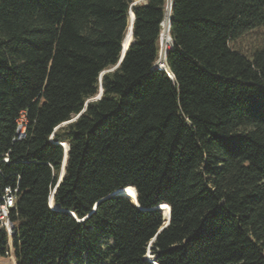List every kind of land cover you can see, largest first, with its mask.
Returning a JSON list of instances; mask_svg holds the SVG:
<instances>
[{
  "label": "trees",
  "instance_id": "1",
  "mask_svg": "<svg viewBox=\"0 0 264 264\" xmlns=\"http://www.w3.org/2000/svg\"><path fill=\"white\" fill-rule=\"evenodd\" d=\"M137 1L0 0V257L264 264V0Z\"/></svg>",
  "mask_w": 264,
  "mask_h": 264
},
{
  "label": "rangeland",
  "instance_id": "2",
  "mask_svg": "<svg viewBox=\"0 0 264 264\" xmlns=\"http://www.w3.org/2000/svg\"><path fill=\"white\" fill-rule=\"evenodd\" d=\"M143 1V0H142ZM138 3L141 2L140 0L137 1ZM164 28L161 27V31H165ZM166 33V31H165ZM166 38V39H165ZM164 38V43L159 41V55H158V60L156 63H163L164 58L162 57V53H164L166 50H170L171 47V40H168L167 37ZM264 40V30H258L249 34H246L245 36L240 39L239 43L242 46L243 49L245 50H251L254 47H257L262 41ZM165 46V47H163ZM161 47V48H160ZM164 51V52H163ZM161 53V54H160ZM165 68V65H164ZM62 173V168L60 175ZM164 216V214H163ZM11 247V246H10ZM0 264H15L13 252L10 248L9 254L6 255L5 257H0Z\"/></svg>",
  "mask_w": 264,
  "mask_h": 264
},
{
  "label": "built area",
  "instance_id": "3",
  "mask_svg": "<svg viewBox=\"0 0 264 264\" xmlns=\"http://www.w3.org/2000/svg\"><path fill=\"white\" fill-rule=\"evenodd\" d=\"M166 51L163 53V58L165 59ZM164 61V60H163ZM154 68L158 70H164V64L163 63H156L154 65ZM17 135L19 137L24 136V131H25V118L24 115L22 114L20 116V119L17 122ZM14 195L13 193L9 190H5V195L2 197L0 201V225L5 228L7 232H9V214L10 210L13 209L14 207Z\"/></svg>",
  "mask_w": 264,
  "mask_h": 264
},
{
  "label": "bare ground",
  "instance_id": "4",
  "mask_svg": "<svg viewBox=\"0 0 264 264\" xmlns=\"http://www.w3.org/2000/svg\"><path fill=\"white\" fill-rule=\"evenodd\" d=\"M169 11L166 13V15H165V18H164V20H163V22L161 23V27L162 28H164L165 27V31H166V33H165V31H160V41L162 42V43H164V38L165 37H167V39L168 40H170V37H169V19H168V17H169ZM131 23H132V15L130 14L129 15V18H128V29H127V33H126V35H125V38H124V43L125 44H128V43H130L131 42V35H130V29H131ZM166 39V38H165ZM163 47H165V46H163ZM161 48V47H160ZM160 52V51H159ZM164 52V51H163ZM161 54V53H160ZM162 55H163V53H162ZM163 57V56H162ZM165 60V59H164ZM159 63V62H158ZM63 146L64 147H66V145L65 144H63ZM62 174V173H61ZM114 195H120V196H124V197H126V198H128L129 200H131V201H134V198H135V190H134V188L133 187H126L125 189H121V190H119V191H116L115 193H114ZM49 206H51V209H55L56 207H55V205L53 204V203H50V205ZM159 209H163V211L165 212V215H167V211H168V206L167 205H161L160 207H158Z\"/></svg>",
  "mask_w": 264,
  "mask_h": 264
},
{
  "label": "water",
  "instance_id": "5",
  "mask_svg": "<svg viewBox=\"0 0 264 264\" xmlns=\"http://www.w3.org/2000/svg\"><path fill=\"white\" fill-rule=\"evenodd\" d=\"M140 1H142V0H140ZM138 3V2H137ZM170 9V2L168 3V10ZM130 14L132 15V23H131V29H130V35H131V41H132V25H133V21H134V15H133V13H131L130 12ZM169 15V14H168ZM168 19H169V17H168ZM171 40V39H170ZM131 43V42H130ZM130 43H128V44H125L124 43V40H123V43H122V51H121V55H120V59H119V62H118V65H119V63L122 61V59H123V57H124V54H125V52H126V50L128 49V47H129V45H130ZM117 67V66H116ZM115 67V68H116ZM115 68H113V69H111V70H109V71H106V72H110V71H112V70H114ZM165 68H166V66H165ZM165 70V69H164ZM101 93H102V90L100 89V91H99V93H98V95L94 98V99H91V100H89V101H93V100H98L100 97H101ZM88 101V102H89ZM87 102V103H88ZM78 117V116H77ZM76 117V118H77ZM76 118H74L72 121H74ZM72 121H69V122H67V123H63L61 126H64L65 124H68V123H70V122H72ZM62 147H64L63 145H61ZM64 158H63V162H62V174L59 176V179H58V182H57V185L59 184V182L62 180V178H63V174H64V167H65V162H66V157H67V148L66 147H64ZM54 191H55V189H54ZM54 191L52 192V194H51V196H50V198H49V205H50V203H53V194H54ZM134 203H136V193H135V198H134V201H133ZM50 207V209H51V206H49ZM160 210V209H159ZM168 211L170 212V209L168 208ZM169 221V218H168V220H167V222Z\"/></svg>",
  "mask_w": 264,
  "mask_h": 264
}]
</instances>
